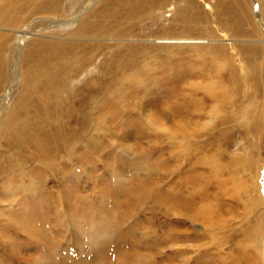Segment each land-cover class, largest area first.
<instances>
[{"label":"rangeland","instance_id":"374dc122","mask_svg":"<svg viewBox=\"0 0 264 264\" xmlns=\"http://www.w3.org/2000/svg\"><path fill=\"white\" fill-rule=\"evenodd\" d=\"M106 3L84 11L101 13ZM146 8V35L142 25L87 40L102 46L87 68L99 84L107 60L148 56L117 90L127 98L103 105L107 119L83 124L79 138L60 127L64 149L46 169V146L25 143L19 156L1 149L0 135L2 156L24 176L18 171L17 187L0 184V264H264V0H150ZM65 25L0 27V133L24 103L27 64L80 27ZM26 27L32 35L22 41Z\"/></svg>","mask_w":264,"mask_h":264},{"label":"bare ground","instance_id":"6f19581e","mask_svg":"<svg viewBox=\"0 0 264 264\" xmlns=\"http://www.w3.org/2000/svg\"><path fill=\"white\" fill-rule=\"evenodd\" d=\"M136 1L137 0H107L106 11L97 13L93 10L94 7L91 10L89 9L90 11H84L86 9V7L84 9V6H87V4L93 6L98 5L97 7L99 8L100 0H76L71 4L68 3L69 0H0V27L2 25L9 27L25 26L32 19L35 20L37 24L56 20L58 23H64L68 26L75 25L76 23L80 25L74 35L69 36L65 40H59L60 42L57 43H48L46 45V50L39 53L37 52L34 60L27 64L28 74L26 75H28L29 84L26 91H23V98L25 95L26 97L24 98V103L21 108L19 110L17 109V112H15L16 114L12 115L14 113L13 111L10 115V119L6 121L7 123L5 127H3L4 129H2L0 133L4 141V146L1 147V149H4V147L6 148L7 145L14 151L13 153L20 156L25 143L28 144V146L32 145L35 150L39 151L46 146L49 153L45 150V154H40L44 159L48 157L49 162L43 165L46 169L50 162H56L59 152L64 149L63 144L57 137V132L61 131L59 130L60 127H63V130L70 131V133L72 131V135L76 133L78 135L77 138H79L81 133H78V131H80L83 124L88 123L92 125V119L95 117L101 121L107 119L106 116L109 114V111H103L104 104H110V106H112L120 100L127 98V93L123 90H120L121 93H117V90L123 88L125 84H130L133 79L131 74L132 71L135 72L138 68L147 66L148 59L145 60V58H148V56H145V58L138 56L136 58L137 55H134V57L127 61H125V57H121L123 61L120 59L116 61L122 65H116L115 62L107 60L108 66L106 67L109 71L105 75L104 83L99 84L100 82H95L96 79L94 81V79L88 75L87 68L95 64L97 53H99L98 50H100L102 46L94 47L88 43L87 40L98 41V38L95 39L90 37V35H95V33L101 34V36L109 34L122 36L123 28L129 29L131 32L134 26L142 25L143 29L140 30V33L146 35L145 28H147L148 25H145L148 22L147 18L150 13L147 12L148 9L146 7H150V0H138L137 6L135 5ZM163 1L166 2L167 0ZM67 5L71 9L69 16H66L64 12V8ZM129 18L133 21H129ZM150 18L151 17L148 19ZM110 23L114 24V27L105 29L106 27L104 28L103 25ZM2 29L3 28H1V30ZM29 34L32 35L29 28H23L20 35V38H22L21 40L24 41ZM4 38L0 35V76L4 72L2 67L4 66L3 55L7 48V42H4ZM19 43L20 42H18V44ZM81 43H83L82 46ZM36 45L37 42L35 43V47ZM94 49L96 51L93 54L91 52ZM79 50L83 51L82 55L79 54ZM125 62H127L128 65ZM26 63H28V61ZM125 64L126 67H124ZM81 76L83 77L81 83L72 84V82L78 80ZM68 88H70V90H68ZM65 89H67L68 92ZM22 116L25 117L22 118ZM73 120L77 125H73ZM90 120L92 121L90 122ZM4 121L5 120H3V122ZM43 122L48 123V125L46 124L47 126L45 123L44 125L46 129L49 126V133L45 131L44 125L42 126ZM64 133L65 132H63V134ZM72 135H67L64 138L62 136V138L66 142V140L68 141L72 138ZM69 137L71 138L69 139ZM78 149H80V147ZM8 160L12 161V165H8L6 157H3L0 152V184L6 182L4 178H7L9 180H7L8 182L12 181L17 187L19 186V180H17V177H19L18 171L19 173L22 171V164L20 165L17 163L16 159ZM22 174L21 172L20 176H22ZM4 184L5 185H2V187L5 188L6 183ZM7 193H10V191ZM258 202L261 204V201L258 200ZM13 217L18 221V226H20V222L21 224L23 223L21 220V212L20 214L18 212L16 216L13 215ZM31 219L28 217L27 222L25 221L26 225L31 224ZM23 225H25V223H23ZM3 226L6 229L8 227L5 223H3ZM262 232L259 231L258 233L261 234ZM263 261L262 254L261 262L263 263ZM251 264H254V262Z\"/></svg>","mask_w":264,"mask_h":264},{"label":"water","instance_id":"95a60500","mask_svg":"<svg viewBox=\"0 0 264 264\" xmlns=\"http://www.w3.org/2000/svg\"><path fill=\"white\" fill-rule=\"evenodd\" d=\"M254 10H255L256 13H258L259 6H258L257 4H255V6H254Z\"/></svg>","mask_w":264,"mask_h":264}]
</instances>
